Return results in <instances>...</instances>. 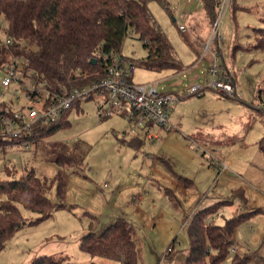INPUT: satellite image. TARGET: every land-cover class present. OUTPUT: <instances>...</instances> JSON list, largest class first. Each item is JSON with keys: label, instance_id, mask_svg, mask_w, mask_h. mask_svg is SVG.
I'll return each instance as SVG.
<instances>
[{"label": "rangeland", "instance_id": "rangeland-1", "mask_svg": "<svg viewBox=\"0 0 264 264\" xmlns=\"http://www.w3.org/2000/svg\"><path fill=\"white\" fill-rule=\"evenodd\" d=\"M165 1L171 13L157 1L148 7L183 68L158 72L139 67L133 81H160L159 91L183 96L169 118L172 130L136 150L124 136L129 124L122 116L99 119L102 97L95 95L73 109L70 128L40 143H22L6 152L0 148V180H15L30 171L42 180H53L62 172L66 202L71 206L39 223H32L37 214L20 206L28 224L7 243L0 264H29L42 255L75 264H118L92 259L79 243L90 229L100 232L119 219L133 226L138 264H185L189 250L186 226L193 213L230 200L218 210L215 223L224 225L234 216L252 213L236 230L232 253L249 258L247 264H264V154L259 149L264 137V53L241 50L233 54L235 43L253 40L248 36L253 37V28L261 24L264 0H237L243 9L235 19L230 7L225 10L218 29L221 53L216 59V41L214 53L205 55L212 23L201 0ZM185 31L193 47L184 40ZM122 48V55L131 62L147 54L135 35L129 36ZM211 68L218 75L227 70L235 75L240 99L226 98L212 88L203 96L191 97L186 92L195 84L207 86ZM2 78L0 68V102L10 104L13 91L2 86ZM22 97L13 108L26 104ZM76 143L80 147L75 153ZM62 146L68 148L66 153L77 155L76 166L55 162ZM49 198L59 202L56 186ZM173 241V251L164 258Z\"/></svg>", "mask_w": 264, "mask_h": 264}, {"label": "trees", "instance_id": "trees-1", "mask_svg": "<svg viewBox=\"0 0 264 264\" xmlns=\"http://www.w3.org/2000/svg\"><path fill=\"white\" fill-rule=\"evenodd\" d=\"M151 1H157L162 8L171 13L169 3L165 0H0V68L14 58L28 59V68L39 75L38 81H46L52 91L59 94L63 89L69 91L74 87L83 88L104 80L111 65L108 57L122 54L126 39L135 35L147 52L145 57L133 62L137 68L158 72L165 70L180 72L183 67L181 61L177 59L174 46L166 32L153 22L148 7ZM201 2L205 14L213 24L219 17L221 0ZM229 7L234 19L236 13L243 9L238 6L237 0H230L227 8ZM259 19L261 24L253 28V37L248 36V39L253 40L250 44L235 43L233 54L241 50L264 53V17ZM5 38L12 39L10 45H2ZM183 38L190 46L193 45L190 44L192 38L186 31ZM215 41L213 55L218 57L221 53L217 44L218 38ZM212 48L213 45L205 55L212 53ZM93 60H96L95 64L92 63ZM226 72L220 75L224 80L228 78L236 87L235 75L228 70ZM206 89L211 88L205 87L202 94L196 95L203 96ZM261 92L260 89L259 96ZM221 96L231 98L228 95ZM233 96L240 99L237 94ZM179 98L181 100L183 96ZM80 105L76 103L66 110L55 124H35L18 138L10 141L0 140V148L6 152L8 148H14L22 143L27 145L40 143L61 129L70 128L69 116L73 109H79ZM13 109L12 103L0 102V127L3 117L14 116ZM106 118L109 117L101 120ZM128 130L131 131L132 126L129 125ZM123 142L127 143V140ZM146 143L139 138L128 142L129 146L136 150ZM79 147L80 144L76 143L72 151L76 153ZM67 149L66 146H62L63 151L56 156L55 162L60 166H76L79 161L77 155L66 153ZM259 149L264 154V137L259 142ZM180 180L187 181L181 178ZM191 184L189 182V185ZM52 186L57 187L58 203H53L49 198ZM66 195V179L62 172L53 180H42L32 171L15 180H0V255L16 233L28 224L20 206L30 213L37 214L36 220L32 223H39L57 211L71 208L66 202ZM230 202L231 200L215 203L193 213L186 226L189 250L185 264L249 262V258L233 254L232 248L235 247L236 230L252 213L234 216L224 225L215 223L220 207ZM134 232L132 225L124 219H119L100 232L90 229L81 238L79 248L92 259L98 257L118 264H138L135 258ZM171 245L174 248V241ZM29 264L75 263L42 255L34 258Z\"/></svg>", "mask_w": 264, "mask_h": 264}, {"label": "built area", "instance_id": "built-area-1", "mask_svg": "<svg viewBox=\"0 0 264 264\" xmlns=\"http://www.w3.org/2000/svg\"><path fill=\"white\" fill-rule=\"evenodd\" d=\"M230 0H223L218 19L212 24V37L207 43V51L211 50L212 43L219 38V26ZM3 46L11 44L12 39L5 38ZM216 55H214V58ZM108 76L104 80L94 82L87 87L67 91L63 89L57 94L46 81H38L39 75L29 69V60L12 59L1 66L3 78L1 84L4 88L13 91L12 105L25 97L26 104L14 108V116L3 117L0 129V140H11L20 137L29 131L35 124H55L66 110L76 103H85L95 95L102 97L99 102V119L112 116H122L132 126L131 131L125 132L128 139L136 138L152 142L160 138L161 131L172 130L169 122L174 106L180 98L170 92L158 90L160 82L147 84L134 83L133 76L137 69L135 63L128 61L122 54L110 55ZM211 77L207 86L197 84L186 92L189 95L202 94L205 87L213 88L220 95L233 96L240 93L231 81L217 74L215 69L209 72ZM19 93H21L19 95ZM170 245L165 257L173 251ZM164 257V258H165Z\"/></svg>", "mask_w": 264, "mask_h": 264}, {"label": "crops", "instance_id": "crops-1", "mask_svg": "<svg viewBox=\"0 0 264 264\" xmlns=\"http://www.w3.org/2000/svg\"><path fill=\"white\" fill-rule=\"evenodd\" d=\"M193 22H194V21H193ZM195 37H197L196 39H198V36H195ZM159 82H160V81H159ZM196 85H197V84L192 85V86H196ZM192 86H191V87H192ZM191 87H189V88H191ZM189 88H187L186 90H188ZM167 92H168V91H167ZM170 93H173V94H175V95L181 97V95L176 94V93H174V92H170ZM174 110H176V107H175V106H174ZM174 110H173V111H174ZM173 111H172V112H173ZM172 126H173V125H172ZM163 133H166V132H162V131H161L160 137H161V135H162ZM198 134H201V133L199 132ZM193 136H195V135H193ZM197 137H198V135H197ZM168 189L172 190L171 188H168ZM168 189H167V190H168Z\"/></svg>", "mask_w": 264, "mask_h": 264}, {"label": "water", "instance_id": "water-1", "mask_svg": "<svg viewBox=\"0 0 264 264\" xmlns=\"http://www.w3.org/2000/svg\"><path fill=\"white\" fill-rule=\"evenodd\" d=\"M92 63L95 64L96 63V60H93Z\"/></svg>", "mask_w": 264, "mask_h": 264}]
</instances>
